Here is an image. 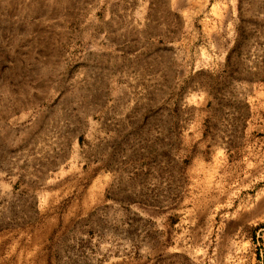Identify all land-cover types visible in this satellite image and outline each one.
Instances as JSON below:
<instances>
[{
  "label": "rangeland",
  "instance_id": "374dc122",
  "mask_svg": "<svg viewBox=\"0 0 264 264\" xmlns=\"http://www.w3.org/2000/svg\"><path fill=\"white\" fill-rule=\"evenodd\" d=\"M0 264H264V0H0Z\"/></svg>",
  "mask_w": 264,
  "mask_h": 264
},
{
  "label": "crops",
  "instance_id": "0c3cea01",
  "mask_svg": "<svg viewBox=\"0 0 264 264\" xmlns=\"http://www.w3.org/2000/svg\"><path fill=\"white\" fill-rule=\"evenodd\" d=\"M157 163V161H156ZM155 164H153V161H150L148 167L150 166H153ZM107 178V174L105 172H103L102 174L100 173L97 177L96 176H93L92 180H88V194H91L92 193H95L96 191V185L97 184H102L103 185V190H102V193H101V196L102 197V194L105 193V189H106V181H103L102 182V179H106ZM101 191V190H100ZM100 191L98 192V195H100Z\"/></svg>",
  "mask_w": 264,
  "mask_h": 264
}]
</instances>
